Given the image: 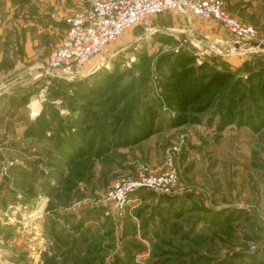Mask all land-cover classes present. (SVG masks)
Instances as JSON below:
<instances>
[{
	"label": "rangeland",
	"instance_id": "1",
	"mask_svg": "<svg viewBox=\"0 0 264 264\" xmlns=\"http://www.w3.org/2000/svg\"><path fill=\"white\" fill-rule=\"evenodd\" d=\"M12 1L1 9L0 100L18 93L0 108V264H264V0L246 12L224 0L257 47L167 11L71 80L45 67L75 0H21L15 12ZM163 176L169 191L139 188L121 212L108 201L119 182Z\"/></svg>",
	"mask_w": 264,
	"mask_h": 264
},
{
	"label": "built area",
	"instance_id": "2",
	"mask_svg": "<svg viewBox=\"0 0 264 264\" xmlns=\"http://www.w3.org/2000/svg\"><path fill=\"white\" fill-rule=\"evenodd\" d=\"M76 7L67 18V31L60 45L51 53L45 71L75 79L90 62L130 28L167 11L185 12L221 24L238 43H258L257 31L232 18L224 0H75ZM257 45V44H256ZM0 86V97L2 95ZM173 181L168 176L145 178L138 182H119L109 192L108 201L121 212L128 198L139 188L169 191Z\"/></svg>",
	"mask_w": 264,
	"mask_h": 264
},
{
	"label": "crops",
	"instance_id": "3",
	"mask_svg": "<svg viewBox=\"0 0 264 264\" xmlns=\"http://www.w3.org/2000/svg\"><path fill=\"white\" fill-rule=\"evenodd\" d=\"M11 1L12 0H0V45H1V43L3 42V29H4V24H2V20H3V18H4V16H3V14H4V12H1V9L3 10L4 9V5L6 4L7 5V7H9L8 6V4H10L11 3ZM14 1V5H13V12H15V10H19L20 8V2H21V0H13ZM12 1V2H13ZM30 2H31V6H33V1H36V0H29ZM37 2H40V3H45V4H47L48 6H46L45 8L47 9L49 6H53V5H55V4H53L54 3V1L53 0H37ZM36 2V3H37ZM225 2H226V6H227V8H229V4L230 5H232L233 3H235V5H236V7L240 10V11H243V12H246V11H256V9H257V0H225ZM56 4H58V2L56 3ZM61 4H62V2H61ZM25 10L24 11H27L28 9H29V6L27 5L25 8H24ZM41 22V21H40ZM35 27H37V28H39L38 30H39V33H41V32H46V33H51L52 32V30L51 29H55V28H53L51 25L50 26H42V25H40V24H33ZM57 25H58V23H57ZM48 31V32H47ZM4 44V43H3ZM235 47L237 48V46L235 45ZM239 47V46H238ZM4 61V59H3V57H1L0 56V63H2ZM13 66L12 67H14V68H11L10 70H13V69H15V68H17L16 66H18V65H14V64H12ZM11 72H13V71H8V73L9 74H11ZM15 88H17V86H14V88L13 89H15ZM13 91V90H12ZM12 94H9V95H7L6 94V96H4L1 100H0V108L3 106V105H5V103L7 102V100L6 99H8L7 97L9 96V97H12L13 95L15 96L17 93H18V91H13V92H11ZM31 109V113H30V116H29V121L30 122H32V120L33 119H35V117H37V115H39V111H41V109H42V106H39L38 105V107H32V108H30ZM2 114V113H1ZM33 117V118H32ZM34 121V120H33ZM6 123V122H5ZM4 125V124H3ZM3 125H0V127L1 126H3ZM41 156H43L44 158H46V152L44 153V155H42L41 154ZM19 168H20V170H22L24 173H23V175L24 176H31L32 175V173H33V171H31V170H26V168H25V166L24 167H20L19 166ZM36 195V194H35ZM38 200L39 199H36V198H34V201H33V203L35 204V202H38ZM45 200H46V196H45Z\"/></svg>",
	"mask_w": 264,
	"mask_h": 264
},
{
	"label": "trees",
	"instance_id": "4",
	"mask_svg": "<svg viewBox=\"0 0 264 264\" xmlns=\"http://www.w3.org/2000/svg\"><path fill=\"white\" fill-rule=\"evenodd\" d=\"M194 85H192L191 87H190V91L189 92H193L192 91V89H195V87H193ZM197 95L199 94V93H196Z\"/></svg>",
	"mask_w": 264,
	"mask_h": 264
},
{
	"label": "water",
	"instance_id": "5",
	"mask_svg": "<svg viewBox=\"0 0 264 264\" xmlns=\"http://www.w3.org/2000/svg\"><path fill=\"white\" fill-rule=\"evenodd\" d=\"M253 47H257V45L255 44V45H252ZM237 48H238V46H237Z\"/></svg>",
	"mask_w": 264,
	"mask_h": 264
}]
</instances>
